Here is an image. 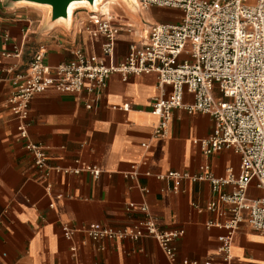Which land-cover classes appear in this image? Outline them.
<instances>
[{
	"label": "crops",
	"instance_id": "0c3cea01",
	"mask_svg": "<svg viewBox=\"0 0 264 264\" xmlns=\"http://www.w3.org/2000/svg\"><path fill=\"white\" fill-rule=\"evenodd\" d=\"M110 7L116 23L134 33L118 36L108 65L122 62L151 25L181 17L171 9L133 13L120 3ZM75 9L67 26L45 29L43 8L10 7L0 0V35L8 36L7 42L0 38V264H171L152 238L95 242L85 232L124 231L148 218L161 231L183 232L173 244L178 262L264 264V236L246 221L233 233L231 260L220 252L228 215L219 199L232 186L214 192L208 182L157 178L169 172L196 175L204 165L216 178H237L240 157L231 150L204 156L195 142L210 137L214 120L183 109L173 112L168 136L156 138L152 102L168 96L170 88L161 89L154 73L113 74L97 96L50 88L34 96L28 140L45 147L52 170L46 174L34 166L8 103L16 91L12 80L27 72L38 51L50 68L72 62L76 50L100 56V41L89 35L91 11ZM183 102L192 104L193 96L185 94ZM86 167L96 168L98 179L65 172ZM247 196L264 193L251 186ZM213 202L216 212L207 209Z\"/></svg>",
	"mask_w": 264,
	"mask_h": 264
},
{
	"label": "built area",
	"instance_id": "2783aa9c",
	"mask_svg": "<svg viewBox=\"0 0 264 264\" xmlns=\"http://www.w3.org/2000/svg\"><path fill=\"white\" fill-rule=\"evenodd\" d=\"M135 7L140 12L152 8L177 10L181 17L176 23L151 25L147 33L129 45L124 60L118 64L108 65L105 60L114 56L118 36L122 32L133 34L134 30L116 23L110 13L98 11L90 14L93 28L89 35L100 41V56L76 50L72 62L50 68L44 64V52L38 51L27 72L12 80L16 91L8 103L18 121V137L27 141L26 152L34 166L47 174L52 168L45 147L28 140L27 119L34 96L48 88L63 94L85 92L97 96L113 74L123 78L156 74L158 86L170 88L168 96L152 102L151 112L158 119L156 138L168 136L173 112L183 109L214 120L210 137L195 142L204 156L231 150L240 157L237 178H216L208 165L196 175L169 172L157 176L159 180L208 182L214 192L233 187L219 199L228 215L222 226L227 235L220 239V252L231 260L233 233L244 221L264 236V197L247 196L251 186L264 193V0H136ZM0 38L8 41L7 35ZM14 54L19 56L16 50ZM185 94L193 96L192 104H184ZM65 172L86 173L94 179L100 175L94 167ZM207 209L216 212L218 205L213 202ZM142 212L147 214L145 208ZM85 232L95 242L152 238L171 264H199L178 262L173 244L183 232L161 231L150 218L124 231L105 228ZM70 236L67 230L65 237Z\"/></svg>",
	"mask_w": 264,
	"mask_h": 264
},
{
	"label": "water",
	"instance_id": "95a60500",
	"mask_svg": "<svg viewBox=\"0 0 264 264\" xmlns=\"http://www.w3.org/2000/svg\"><path fill=\"white\" fill-rule=\"evenodd\" d=\"M10 7H19L20 4H32L37 6H45L48 9L44 11L45 20L44 28L49 29L56 24L68 25L70 23L69 9L73 4H86L88 10L95 11V3L97 0H4ZM129 4L135 9L134 3Z\"/></svg>",
	"mask_w": 264,
	"mask_h": 264
},
{
	"label": "bare ground",
	"instance_id": "6f19581e",
	"mask_svg": "<svg viewBox=\"0 0 264 264\" xmlns=\"http://www.w3.org/2000/svg\"><path fill=\"white\" fill-rule=\"evenodd\" d=\"M129 1L131 3H136V0H97V2L95 3V11H98L100 13H109L110 11V5L111 3L113 2H116V3H120V4H123L125 5L131 12L134 13V8L131 6V4H129ZM29 6H35V7H39V8H43L44 11H46L48 8L45 7V6H37V5H32V4H20L19 7H29ZM76 7H78L79 9H87L88 6L86 4H73L70 6V9H69V14H70V21H71V17H72V14L75 10Z\"/></svg>",
	"mask_w": 264,
	"mask_h": 264
},
{
	"label": "rangeland",
	"instance_id": "374dc122",
	"mask_svg": "<svg viewBox=\"0 0 264 264\" xmlns=\"http://www.w3.org/2000/svg\"><path fill=\"white\" fill-rule=\"evenodd\" d=\"M110 9H111V7H110ZM42 11V10H41ZM136 12H140V11H136Z\"/></svg>",
	"mask_w": 264,
	"mask_h": 264
}]
</instances>
